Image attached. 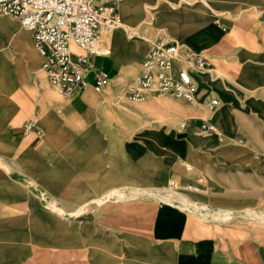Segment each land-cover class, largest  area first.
Returning <instances> with one entry per match:
<instances>
[{
  "label": "crops",
  "instance_id": "crops-1",
  "mask_svg": "<svg viewBox=\"0 0 264 264\" xmlns=\"http://www.w3.org/2000/svg\"><path fill=\"white\" fill-rule=\"evenodd\" d=\"M196 1H202L210 8L214 6L210 0ZM167 3L174 6L177 3L162 0L158 5H163L162 12L165 10L174 15L173 26L170 24L174 27L172 31L185 33L186 39L181 46L199 51L207 60L203 70L207 72L201 71L195 76L197 97L202 105L193 102L192 114H186L189 119L199 120L195 128L205 120L214 125L215 114L227 115L229 112L237 132L242 118L261 117L257 111L264 108V0H242L241 4L246 7L241 9L240 4L233 7L231 16L215 14L209 17L207 13L193 9L192 18L188 19L176 18L178 14L168 10ZM196 16L201 19L200 24L192 22ZM150 21H153L151 16ZM144 33L150 39L157 30L150 28ZM21 35L19 37L23 39L25 35ZM124 35L118 33L111 46L116 48L117 39ZM157 35L156 38L167 36ZM24 40L28 43L27 37ZM29 42L25 48L17 41L7 42L4 52L14 78H9L12 82L2 83L0 76V264H264V246L256 241L255 235L254 239L248 235L243 245L248 250L242 254L238 239H228V236L225 240L219 232L194 236L193 229L186 225V216L180 215L187 214L186 211L172 206L163 208L159 202L154 209L151 206L150 211H146L144 196L109 201L94 212L68 220L49 214L40 193L46 192L55 199L46 201L52 210L69 215L95 203L100 198H91L114 186H152L159 183L162 176L166 184L170 178L177 183V177L181 180L180 172L186 169L178 163L184 160L180 157L184 153L181 143L184 146L186 143L182 139L178 142L177 137L160 127H144L134 134L137 138L129 139L128 128L138 120H131L112 104H102L96 117L93 104L97 101L85 94L94 88L92 73L86 75V88L74 93L75 96H69L68 100H45L44 93L49 88H43L41 79L33 73L36 48L31 35ZM148 48L149 41L141 46L143 55L130 81L141 71V60ZM96 56L110 58L111 52L102 48ZM96 56H89L91 69L98 68L94 66ZM39 58L41 68L42 58ZM2 67L3 71L8 69L4 60ZM16 72L19 82L15 78ZM34 77L39 79L43 99L40 137L31 134L33 132H24V110L20 108L21 100L31 102ZM211 98L218 99L222 105L220 109L219 104L214 110L209 109ZM156 99L182 101L151 96L136 103L149 104ZM44 102L50 104L45 111ZM232 108L242 111L234 115ZM49 111L58 115L49 116L44 131V116ZM29 117L32 116L27 119ZM185 122L184 128H189L190 124ZM186 133L194 135L197 132ZM202 133L207 135L199 136L203 141L200 150L214 148L217 144L211 135L215 133ZM144 140L159 148L152 149ZM191 146V153H187L185 159L188 164H196L199 148ZM221 147L218 151L223 161L238 166L257 163L250 148ZM205 155L209 153L201 154ZM28 180H34L35 184H29ZM107 194L110 196L111 193ZM56 201L69 210L78 206L77 211L66 213ZM144 214H155L150 228ZM170 214H174L172 218ZM50 231H53L52 237ZM258 245L260 252L256 253Z\"/></svg>",
  "mask_w": 264,
  "mask_h": 264
},
{
  "label": "rangeland",
  "instance_id": "rangeland-1",
  "mask_svg": "<svg viewBox=\"0 0 264 264\" xmlns=\"http://www.w3.org/2000/svg\"><path fill=\"white\" fill-rule=\"evenodd\" d=\"M160 1L162 0H139L141 14L138 19H130L129 17H126L122 14L120 5L117 7L121 17V21L117 25H120V27H115L111 33L107 34V36L112 35L115 37V35L121 32L125 35L118 38L116 48L114 46H108L109 44L106 42L107 36L105 37V40L103 36L102 48H107L111 52V66L107 64V57L104 56H96L94 65L108 74L109 82L100 90L92 88L89 91L87 90L88 92H85V94L88 98H95L97 101L96 105L93 104L96 117L99 114L98 109L100 106L107 103L116 106L120 112L127 115L131 120H138L137 122H134V124H130V127L128 128L130 135L129 139L137 138L134 134H136V132L139 133L144 127H160L159 129H164V131L172 137H177L178 142L182 139V141L186 143L185 146L181 143V147H184V150L182 147L184 153H182L180 157L184 158V160H178L179 166L183 164L186 169L180 172L181 180L177 177V187L169 189L168 184H166V179L164 180V176L161 177L159 183H155L152 186H114L113 188H108L91 198L96 200L100 198L95 203L89 204L84 210L69 215L58 214L52 210L47 205L46 201L55 199L50 197L46 192L40 193L39 195L42 198L44 196V206L49 214L64 217L67 220L73 217H79L81 214L94 212L100 209V206L106 205L109 201H119L144 196L143 199L146 211H150L151 206L154 209L158 202L160 204L159 206L163 208L172 206L179 210L186 211L187 214L180 215L186 216V225L193 229L194 236L216 235L219 232V235H224L225 240L228 236V239H230V237L235 240L238 239L242 244V254H246V250L248 249H244L243 245L248 239L249 234L252 239H254L255 235L256 241L264 246V108L257 111L258 115H261V117L249 116L242 118L239 121L237 132L235 131V121L229 117V112L227 115L215 114L213 117V126L217 131L224 135L221 138H219L216 133L211 135V138L215 140L214 142H216L215 144L217 145H215L214 148L211 146L210 148H207V150H200L203 147V141L199 136L207 134L202 133L198 127L195 128L196 125H199V120L196 121L195 119H189V116L186 115L188 112L189 114H192L190 113V111L194 110L192 103L156 99L152 103L141 104L129 101L123 97L126 84L135 76L134 73L136 72L139 60L143 55V52L141 51L142 45L148 43V41L150 45V43L156 38L157 33L158 35H167L170 38L177 40L180 45H184L181 42L186 39L185 33L182 35L172 31L174 30V27H171L170 24H173L175 17L173 14H170V12L165 10L162 12L163 5H158ZM173 1L177 4L174 6L171 3H167L168 10L176 11L179 16L176 18L182 19H188L189 17L192 18L190 13L193 9H197L198 13L203 12L204 14L207 13L209 17H214L215 14H229L231 16V14H233L232 8L239 6V4L241 5V9L246 7V5L241 4L242 0H210V2L214 4L212 8L205 5L202 1ZM145 3H152L153 5V8L148 12L144 9ZM157 8H159V10L156 11ZM149 16H151L153 21L148 22ZM129 20H131V22H129ZM200 20L201 19L196 16L192 22L200 24ZM140 22L142 23L140 24ZM124 23L130 28H137L138 34L133 38H127V31L124 29V26H122ZM150 28H155L157 33H154L149 39L144 31H147ZM142 29H144V31H141ZM19 35H25L28 43L25 42V37L20 39ZM30 35V30L24 28L17 18L6 14H0V76L2 83L12 82L9 78H14L9 59L4 52L5 45L7 42L17 41L18 45L25 48L27 47V44L30 45ZM33 50L35 49L33 48ZM33 55L34 58L36 57V61L33 65V73L41 79V85L43 88L44 86L49 88V90H46L44 93L45 100L52 102L56 99L63 98L68 100L71 98L72 96H62L54 87L49 85L45 74L39 66L40 55L36 50ZM130 58L133 62L128 65L126 62ZM3 60L8 67L6 71H3ZM202 72L206 73L207 71ZM38 77H34L31 80V83L33 84L31 102L28 100L20 101V108L24 110L22 124L24 125L28 116H34L38 130L31 134H35L36 137L41 136L40 118L41 110L43 108V99L42 94H40L39 91L40 82ZM15 78L16 81L19 82L17 72ZM195 103L200 106L202 105V102L199 101V97H197ZM48 106H50V104L44 102V111ZM220 106L222 105L219 104V109ZM54 108L57 110L59 107L56 104ZM240 111L242 110L232 108V113H234V115L241 113ZM212 114H214V112ZM51 115L57 116L58 114L54 111H49L44 116V131L46 130V121ZM65 118L71 120L67 116ZM183 121H187V123L190 124V127L181 129L179 124ZM186 131L197 132L198 134L195 133L194 135H191L186 133ZM35 135L32 136L35 137ZM227 137H230V139ZM144 141L152 149L159 148L157 145L147 140ZM226 141H230L232 144H228ZM191 145L199 148L196 153L200 156L196 164L191 162L188 164L185 159V155L189 152L191 153ZM224 145L230 147L238 146L237 148L242 149L246 147L252 149L257 163L251 166H238L237 164L221 160L222 156L219 154L220 151L218 150ZM204 152H208L209 155L201 156ZM192 166L193 168L188 170ZM28 183L35 184V181L28 180ZM108 192L111 193L110 196H108ZM103 196L106 197L104 198ZM56 203L59 204L66 213L77 211L78 206L69 210L58 201H56ZM180 204H184L185 206L181 207L179 206ZM154 215L155 214H144L146 224H149V228L151 227ZM173 215L174 214H170V217L172 218ZM170 224L173 226L174 222L171 220ZM49 233L50 237H52L53 231H50ZM259 248L260 246L258 245L256 253L260 252ZM249 251H253V249H250Z\"/></svg>",
  "mask_w": 264,
  "mask_h": 264
},
{
  "label": "built area",
  "instance_id": "built-area-1",
  "mask_svg": "<svg viewBox=\"0 0 264 264\" xmlns=\"http://www.w3.org/2000/svg\"><path fill=\"white\" fill-rule=\"evenodd\" d=\"M120 1L0 0V14L17 18L31 31L49 85L69 97L86 88V75L91 70L89 56L97 55L102 49L103 35L111 33L120 22L116 7ZM206 66L207 60L201 54L167 36H158L141 60L138 76L126 84L123 97L133 102H144L154 96L193 103L198 91L195 76ZM108 82L103 71L94 72L95 89ZM218 104V99L211 98L208 107L214 110ZM185 126L183 121L181 127ZM199 129L223 137L206 120ZM23 130L25 133L38 130L34 117L25 121ZM167 184L169 189L177 187L173 178Z\"/></svg>",
  "mask_w": 264,
  "mask_h": 264
},
{
  "label": "bare ground",
  "instance_id": "bare-ground-1",
  "mask_svg": "<svg viewBox=\"0 0 264 264\" xmlns=\"http://www.w3.org/2000/svg\"><path fill=\"white\" fill-rule=\"evenodd\" d=\"M120 5V9H121V11H122V14L123 15H125L126 17H129L130 19H135V18H139L140 17V14H141V6H140V2H139V0H121L117 5H116V7H118ZM153 5L152 4H150V3H145L144 4V9H145V11L146 12H148L149 10H151L153 7H152ZM118 10V9H117ZM6 15H8V14H6ZM11 16V15H10ZM140 20V19H139ZM142 22H140V24H141ZM122 26H124V29L127 31V38H133L135 35H137L138 34V30H137V28H130V27H128V25H126L125 23L122 25ZM137 26V25H136ZM116 27H120V25H117ZM31 32V31H30ZM115 35V34H114ZM107 36V34H104V40H105V37ZM115 37H116V35H115ZM115 37H113L112 35L111 36H107L106 37V42L109 44L108 46H111V45H113L115 42V40H116V38ZM120 38V37H119ZM117 41H118V39H117ZM188 47V46H187ZM190 48V47H189ZM191 50H193L194 52H196V53H199L200 54V52L199 51H196V50H194V49H192L191 48ZM111 57L110 58H107V60H109V63H108V61H107V64L108 65H110L111 64ZM116 62V61H115ZM114 62V63H115ZM131 62H133V60L130 58V59H128L127 60V64L128 65H130L131 64ZM118 64V63H117ZM111 66V65H110ZM96 70H101V69H99V68H95V67H93L89 72H88V74H90V73H92V74H94V72L96 71ZM101 71H103L106 75H107V77L109 78V76H108V74L104 71V70H101ZM87 74V75H88ZM105 87V86H104ZM103 88V87H102ZM95 89V88H94ZM101 88H99V89H96V90H100ZM197 94H196V96H195V101L197 100ZM183 101V100H182ZM194 101V102H195ZM181 124H182V122L179 124L180 125V128L182 129V127H181ZM42 196V195H41ZM43 198H44V196H43Z\"/></svg>",
  "mask_w": 264,
  "mask_h": 264
}]
</instances>
